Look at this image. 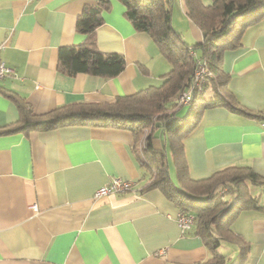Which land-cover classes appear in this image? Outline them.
I'll return each mask as SVG.
<instances>
[{"label": "crops", "instance_id": "obj_1", "mask_svg": "<svg viewBox=\"0 0 264 264\" xmlns=\"http://www.w3.org/2000/svg\"><path fill=\"white\" fill-rule=\"evenodd\" d=\"M169 1L174 30L189 45L203 42L184 0ZM97 2L0 0V60L17 75L0 81V132L19 122L15 99L41 116L62 106L113 102L163 83L171 65L152 38L133 27L118 0L103 12L95 41L100 51L122 55L125 69L113 78L59 72L60 48L86 40L77 32V19ZM223 66L231 101L249 114L226 106L203 111L184 139L191 177L204 180L236 166L250 167L264 179V18L245 28L241 45L225 52ZM206 98L216 95L210 91ZM158 132L163 135V129ZM155 137L154 146L163 147L162 136ZM133 141L128 130L78 125L0 133V264H202L211 259L194 225L187 232L180 229L179 207L159 189L145 190ZM113 178L130 181L132 189L95 197ZM249 191L257 206L241 211L232 230L249 246L244 264H264V185L249 183ZM224 243L229 242L220 247ZM229 244L234 246L226 247L230 258L220 247L219 252L226 264L239 256L237 263L240 248Z\"/></svg>", "mask_w": 264, "mask_h": 264}, {"label": "trees", "instance_id": "obj_2", "mask_svg": "<svg viewBox=\"0 0 264 264\" xmlns=\"http://www.w3.org/2000/svg\"><path fill=\"white\" fill-rule=\"evenodd\" d=\"M118 1L125 7V16L133 27L148 34L171 65L163 83L113 102L62 106L41 116L24 101L15 99L19 122L0 133L49 131L70 125L130 131L134 137L133 152L145 170V190L159 189L179 207L180 213L193 214L195 232L212 252L211 259L202 264H226L219 252L222 241L239 246L240 259L235 264H244L249 246L233 232L232 225L241 211L257 206L249 183L263 186L264 179L250 167L235 166L195 180L190 174L184 139L209 107L226 106L232 112L249 114L231 101L224 55L241 45L248 25L264 18V0H210L208 4L203 0H184L188 17L203 33V42L194 45L186 43L174 30L169 0ZM110 7L111 0H98L95 6L83 9L76 29L86 40L77 46L60 48L59 72L113 78L125 69L122 55L104 53L96 46L95 32L104 22L103 12ZM198 61L204 62L210 76L203 88L194 93L186 118H178L176 112L183 106L178 105L177 99L190 87ZM210 91L216 99L206 98ZM159 125L165 142L163 147L156 148L153 141ZM169 153L175 181L169 169Z\"/></svg>", "mask_w": 264, "mask_h": 264}, {"label": "built area", "instance_id": "obj_3", "mask_svg": "<svg viewBox=\"0 0 264 264\" xmlns=\"http://www.w3.org/2000/svg\"><path fill=\"white\" fill-rule=\"evenodd\" d=\"M191 54L195 56L194 51H191ZM8 76L17 77L15 70L7 66L6 63L0 60V81ZM209 76L210 75L206 70L204 62L198 61L193 73L191 85L177 99L178 105H189L192 101L194 93L203 88ZM261 126L264 129V122H262ZM131 189L132 183L130 181H126L121 178H113L107 185L102 186L96 191L95 197L100 198L110 194L125 193L130 191ZM177 221L180 229L183 232H187L191 230L194 225V216L193 214L180 213L177 218Z\"/></svg>", "mask_w": 264, "mask_h": 264}, {"label": "rangeland", "instance_id": "obj_4", "mask_svg": "<svg viewBox=\"0 0 264 264\" xmlns=\"http://www.w3.org/2000/svg\"><path fill=\"white\" fill-rule=\"evenodd\" d=\"M208 4V3H207ZM209 94V92H208ZM190 109V106L189 105H186V106H183L181 109H178L177 112H176V117L178 118H186L187 114H188V111ZM162 131V129L160 128V125L157 127L156 129V135L157 137H160V135L162 136V141L163 143L165 142V138L164 136L162 135V132H158L157 131ZM150 132V131H149ZM148 132V133H149ZM168 160H169V166H170V173L172 175L173 178H175V172H174V166H173V162H172V156L170 155L169 153V156H168ZM226 247H229L231 249V247H234L233 245L229 244V243H224L222 244V246L220 247V251L222 254H224L227 258H230V249L226 248ZM239 256H237L236 258L234 259H230L227 261V264H233L235 263L237 260H238Z\"/></svg>", "mask_w": 264, "mask_h": 264}]
</instances>
